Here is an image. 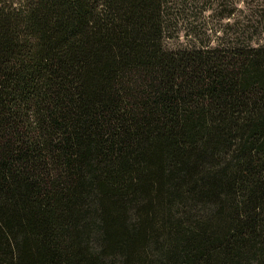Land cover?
I'll list each match as a JSON object with an SVG mask.
<instances>
[{"label":"trees","instance_id":"16d2710c","mask_svg":"<svg viewBox=\"0 0 264 264\" xmlns=\"http://www.w3.org/2000/svg\"><path fill=\"white\" fill-rule=\"evenodd\" d=\"M167 3L0 0V264H264V45Z\"/></svg>","mask_w":264,"mask_h":264},{"label":"rangeland","instance_id":"374dc122","mask_svg":"<svg viewBox=\"0 0 264 264\" xmlns=\"http://www.w3.org/2000/svg\"><path fill=\"white\" fill-rule=\"evenodd\" d=\"M264 0H168L164 45L169 50L264 45Z\"/></svg>","mask_w":264,"mask_h":264}]
</instances>
